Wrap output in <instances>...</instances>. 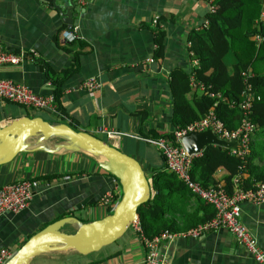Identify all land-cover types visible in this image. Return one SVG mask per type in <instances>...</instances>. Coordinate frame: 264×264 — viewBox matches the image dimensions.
I'll list each match as a JSON object with an SVG mask.
<instances>
[{"label":"crops","instance_id":"1","mask_svg":"<svg viewBox=\"0 0 264 264\" xmlns=\"http://www.w3.org/2000/svg\"><path fill=\"white\" fill-rule=\"evenodd\" d=\"M211 9V0H88L82 7L77 5L75 23L67 29L48 0H0V44L25 52L16 64H0V79L23 83L41 94L53 92L54 80L60 83V110L54 101L58 114L0 99V124L23 116L71 122L76 130L101 135L97 137L135 158L148 173L164 167L160 152L144 138L175 128L169 71L189 68L187 34L206 26L205 14ZM157 19L164 31L159 59L153 56ZM61 30L73 39L64 38ZM223 61L231 65L235 59L227 53ZM256 70L264 71V64H257ZM89 77L98 82L92 92L81 87ZM98 127L119 132V139L110 143L97 133ZM36 142L24 140L26 150L0 164V186L27 179L33 192L27 207L0 217V248L11 253L59 218H66L61 229L72 233L80 223L105 216L101 198L120 195L116 179L96 164L95 157L66 150H31ZM44 144L50 146L51 140ZM214 174L219 175V169ZM193 207L192 196L187 209ZM240 216L264 250V202L241 203ZM160 251L170 264H257L224 229L176 238L160 245ZM142 257L141 242L129 227L97 251L82 255L73 249L54 250L29 264H142Z\"/></svg>","mask_w":264,"mask_h":264},{"label":"trees","instance_id":"2","mask_svg":"<svg viewBox=\"0 0 264 264\" xmlns=\"http://www.w3.org/2000/svg\"><path fill=\"white\" fill-rule=\"evenodd\" d=\"M211 4L212 9L205 14L207 26L191 29L187 34L189 58L195 59L196 65L169 71L170 116L175 128L169 132H152L150 136L161 137L176 146L173 131L201 118L209 109L226 128L235 129L243 117L238 103L245 84H249L251 93L258 98L246 114L255 125L248 135L247 152L240 157L230 148L205 145L190 162L192 180L204 187L221 185L230 193L234 188L254 189L257 182L264 181V71L256 70L257 64H264V17H260L264 0H211ZM159 20L153 26L156 59L162 57L164 38ZM227 53L235 59L231 65L223 61ZM242 72L249 74L244 77ZM190 75L202 84L203 90L190 87ZM53 84L52 94L58 106L60 83L54 80ZM67 125L75 129L71 122ZM217 169L219 175L214 174ZM242 173L247 176L242 177ZM148 177L153 195L137 208V221L146 237L163 230L183 231L212 216V207L193 195L165 166L151 170ZM192 196L194 207L187 209ZM119 198L118 194L115 199ZM106 210L109 213L111 205H106Z\"/></svg>","mask_w":264,"mask_h":264},{"label":"built area","instance_id":"3","mask_svg":"<svg viewBox=\"0 0 264 264\" xmlns=\"http://www.w3.org/2000/svg\"><path fill=\"white\" fill-rule=\"evenodd\" d=\"M88 0H75L79 7H82ZM260 17H264V10L260 12ZM207 26V21L204 22ZM203 26V27H206ZM61 35L65 38L70 35L69 41L73 35L63 30ZM258 41L259 37H255ZM191 54V53H190ZM25 56L23 50H11L0 44V64H16ZM190 65L195 66L196 60L190 59ZM151 62L152 59H148ZM248 72H242L246 77ZM249 74V73H248ZM189 84L193 89L203 90L202 84L189 76ZM98 86L95 77H89L81 83V87L88 92H92ZM203 93H206L204 90ZM212 95V94H210ZM251 93L250 85L245 84L242 92V98L238 103L243 117L235 129L226 128L222 122L215 117L212 109L201 118L191 121L183 128L173 131V138L176 146L158 138H144V141L156 148L162 155L165 169L173 173L184 186L196 197L209 204L213 209V214L207 220L200 222L193 227L183 231L163 230L158 234L148 238L143 235L137 219L132 221L130 228L137 234L143 248L142 264H170L165 254L160 251V245L170 243L176 238H196L200 235L224 229L230 234L237 244L245 249L248 255L257 263L264 264V250L261 249L255 239V236L249 231L241 221L240 205L243 202L259 204L264 202V181L257 182L254 189L243 190L234 188L227 193L221 185L204 187L191 179L189 174L191 157L180 145V137L189 131H204L210 129L215 136L220 139H226L235 142V147L231 151L240 157L247 152L248 135L255 129L246 114L249 113L252 102L257 99ZM0 99L15 102L22 106L58 114L54 103V97L51 92L41 94L33 91L29 86L14 82L10 79H0ZM98 134H103L110 143L119 139L120 133L112 129L98 127ZM113 145V144H112ZM32 185L27 179L16 180L0 186V217L13 215L27 207L32 197ZM117 199L112 194H107L101 198L104 205H113ZM12 253L6 248H0V264L10 257Z\"/></svg>","mask_w":264,"mask_h":264},{"label":"water","instance_id":"4","mask_svg":"<svg viewBox=\"0 0 264 264\" xmlns=\"http://www.w3.org/2000/svg\"><path fill=\"white\" fill-rule=\"evenodd\" d=\"M48 3L60 15L67 29L75 23L74 10L77 4L74 0H48ZM49 137L62 140L47 146L44 143L45 140L49 141ZM26 139L38 140L31 150H66L95 157L96 164L116 179L120 198L108 214L80 223L72 233L61 229L66 218L45 225L31 234L3 264H29L34 257L54 250L73 249L82 255L97 251L119 238L138 218V206L153 195L149 173L135 158L86 131L73 129L64 122L47 121L39 116L18 117L0 124V164L25 151L22 142ZM179 142L189 155L198 154L205 145L235 147L234 141L220 139L210 129L189 131L180 137Z\"/></svg>","mask_w":264,"mask_h":264},{"label":"rangeland","instance_id":"5","mask_svg":"<svg viewBox=\"0 0 264 264\" xmlns=\"http://www.w3.org/2000/svg\"><path fill=\"white\" fill-rule=\"evenodd\" d=\"M96 136H100V137H102L101 135H97V134H95ZM49 140H51V143H55V142H59V141H61L62 139H60V138H56V137H49L48 138ZM119 148V147H118ZM145 148V147H144ZM140 164V163H139ZM141 165V164H140Z\"/></svg>","mask_w":264,"mask_h":264}]
</instances>
